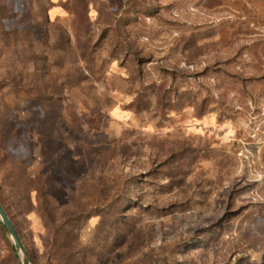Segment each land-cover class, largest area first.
I'll list each match as a JSON object with an SVG mask.
<instances>
[{
  "label": "rangeland",
  "instance_id": "374dc122",
  "mask_svg": "<svg viewBox=\"0 0 264 264\" xmlns=\"http://www.w3.org/2000/svg\"><path fill=\"white\" fill-rule=\"evenodd\" d=\"M60 27L75 51L92 47L93 64L85 81L65 92L56 138L45 137L37 113L11 95L5 100L15 122L12 137L0 131V200L30 263L264 264V0H0V84H8L14 69L32 68L16 57L14 40L23 31L43 41V30ZM122 41L151 60L143 78L131 56L124 58ZM161 81L201 98L208 93L212 111L198 116L185 101L158 120L152 96L148 111L126 109L137 91ZM63 127L71 128L69 135ZM101 143L125 145L130 157L100 169L69 150ZM182 149L197 152L183 190H167L154 179L141 186L149 166ZM6 155L25 168L24 184L42 178L50 222L35 183L23 208L15 211L8 202L14 184L2 180ZM97 180L110 186L108 200L93 190L77 192L78 186L97 188ZM124 195L132 203L118 220V204L108 205L116 197L121 208ZM229 204L242 213L204 247L214 238L200 229ZM11 245L0 231V264H20Z\"/></svg>",
  "mask_w": 264,
  "mask_h": 264
},
{
  "label": "trees",
  "instance_id": "16d2710c",
  "mask_svg": "<svg viewBox=\"0 0 264 264\" xmlns=\"http://www.w3.org/2000/svg\"><path fill=\"white\" fill-rule=\"evenodd\" d=\"M43 31V34H45L43 41L38 38L34 39L31 30L23 31L22 36L17 33L19 36L14 40L17 45L16 57L22 59V66L24 68L27 65H30L32 68L29 71L14 69V72L9 74L8 80H10L8 84H0V131L6 132V138L12 137V130L15 123L14 119L10 116V111L12 109L10 102L8 104L5 100V97H10V95L12 96L10 97V101L18 100L28 111L32 110L37 113L39 118L37 119L38 122L36 127L42 130L45 137L56 138L59 126L61 127L64 124L63 111L65 109H63L62 106H64L63 103L67 100L65 92L70 91L85 81L87 67L93 64L92 47L85 48V52H83L84 50L81 51V49L75 51L69 44L66 31L61 27L60 29L51 28L50 30L45 29ZM50 32L52 35H50ZM53 34H56V39L52 37ZM4 35H7V33ZM121 45L125 53L124 58L127 55L131 56L130 60H132L135 65L138 77L143 78V66L149 64L151 60L140 56L132 47L131 42L122 41ZM114 49V45H110L111 54L114 52ZM159 70L164 75H170L172 79L176 78L174 73H168L162 68H159ZM218 70L217 74L221 73L240 84L244 83V79H241L239 75L229 74L223 69ZM207 94L201 98L197 96V93L189 89L180 90L171 88L167 86L166 81H161L159 84L153 82L144 87L143 90L137 91L135 97L126 105V109L137 114L148 111L153 103L156 117L158 120H163L169 112L180 110L182 103L187 101L194 105L197 115L201 116L206 112L212 111V109L209 108L211 101L208 100ZM151 96L152 103L150 99ZM64 129L67 135H69L71 128L65 127ZM70 148L69 150L74 156L80 159L81 155H84L95 168L100 169L105 168V166L112 161L130 157L128 147L125 145L121 147L110 146L109 143H101L96 146L82 144L78 145L77 149L74 146H70ZM185 151L186 150L182 149L171 152L168 156L164 157V159L154 162L143 175L140 176V178L143 179V181H141V186H145L150 180L154 179L164 181L165 183H163L162 186L167 190L176 188L178 192L181 191L188 173V167L192 163V160L197 157L196 154L192 155L194 154L193 152L197 153L196 151L192 150L193 152L191 151L190 155ZM2 170L4 185H6V183L14 184V190L10 193V197L8 196V202L14 205V210L16 211L19 208H23L21 202L24 198L26 199L28 187L35 183L36 187L34 190L37 193V200L40 201V210L45 220L47 219L50 222L51 218H53V212L52 207L47 203V196L43 191L44 183L42 178L39 177L35 179L34 183L27 182L24 184L27 176L25 168L20 163H15L14 158L9 155L5 156ZM97 183H99L97 188L92 185H88L87 188H85V186L81 188L78 186L77 192L81 195L93 190L103 202L108 200L110 186L107 182L105 183L100 180H97ZM116 196L122 197L123 195ZM124 197L127 198L123 199L126 204L122 205L121 208L120 202L122 199H119L118 203L116 197L110 199L108 205L111 208L118 204L119 212L118 208L116 212V218H118V220L123 219L124 208L132 203V199H129V196L124 195ZM76 199H79V194L73 200L75 201ZM0 204L18 235L11 216L1 200ZM241 210L242 207L241 209H234L233 205L229 204L224 214L218 218L217 221L202 227L200 230L203 231V236H207L208 239L214 238L209 241H204L205 243L203 246L208 247L212 243V240H216L218 236H221L222 233L230 227L235 218L242 213ZM0 231L6 236L5 228L1 223ZM11 248L16 254L12 245ZM29 261L31 262L30 258Z\"/></svg>",
  "mask_w": 264,
  "mask_h": 264
},
{
  "label": "water",
  "instance_id": "95a60500",
  "mask_svg": "<svg viewBox=\"0 0 264 264\" xmlns=\"http://www.w3.org/2000/svg\"><path fill=\"white\" fill-rule=\"evenodd\" d=\"M0 223L4 226L5 231L17 253V256L20 260V264H31L29 261V258L22 246V243L12 225L10 222L8 216L6 215L4 209L2 208L0 204Z\"/></svg>",
  "mask_w": 264,
  "mask_h": 264
}]
</instances>
